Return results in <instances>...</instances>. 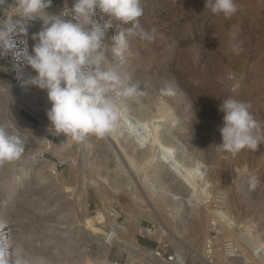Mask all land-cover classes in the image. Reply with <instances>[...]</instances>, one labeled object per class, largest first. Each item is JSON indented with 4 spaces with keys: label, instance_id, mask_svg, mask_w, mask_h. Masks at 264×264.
Wrapping results in <instances>:
<instances>
[{
    "label": "rangeland",
    "instance_id": "1",
    "mask_svg": "<svg viewBox=\"0 0 264 264\" xmlns=\"http://www.w3.org/2000/svg\"><path fill=\"white\" fill-rule=\"evenodd\" d=\"M57 1L61 0H55V6L59 7ZM14 2L8 0L5 7ZM235 3L238 11L225 16L204 8L205 0H141L144 14L139 18L140 26L154 39L131 38L132 55H126L122 65L134 80L141 83L145 94L139 102L147 101L151 108L161 105L167 114L173 113L177 117L176 124L184 128L178 130L174 127L173 130H177L183 144L206 169L205 180L194 181L197 190L195 208L201 227L194 237L190 228L180 232L176 228L175 211L171 206L159 202L143 186V176L151 173V164L143 159L131 162L124 143L116 139L115 131L104 137L89 135L86 147L80 149L78 140L51 128L47 117L51 104L46 90L25 83L36 73L26 65L18 66L11 55L0 59V125L10 134L18 136L25 147H32L35 130H42L47 141L65 152L63 157L54 150H47L37 158L20 156L3 162L8 164L9 171L0 176V230L6 233L10 252L21 248L29 264H39L36 258L48 261L53 257L56 261L51 259V264L64 258L66 264H73L65 252L68 249L76 256L84 254L83 248L90 243L87 239L91 237L87 228L90 222L85 226L80 220L79 201L83 196L81 190H84L88 212L93 217L98 210L113 202L121 214L119 222L126 218L127 212H131L140 224L153 228V231L160 230L162 225L170 233L161 241L138 233L136 227L130 233L137 243L157 249L164 258H168L169 254L176 256L180 251L188 264H208L212 261L217 264H264V139L256 151L245 148L237 153H220L217 146L219 128L223 124V113L218 107L222 100L230 97L251 105L249 110L259 124L255 134L264 138V0H235ZM64 4L72 7L73 0H63L61 6ZM55 6L49 9L57 12ZM14 11L11 7L0 8V22L10 20ZM95 16L107 20L99 9ZM110 23L114 25L109 29V36L118 34L121 27H127L114 21ZM22 39L17 36L14 43L19 45ZM33 43L29 39L30 51ZM105 44L111 55L110 41L106 40ZM234 48L240 51L237 53ZM127 102H124L127 105H122L128 107L133 101ZM28 106L38 114L30 112ZM12 109L28 125L19 124L12 115ZM125 128L120 127V133L126 131ZM82 156L84 160L80 161ZM118 158L122 161L118 170L132 180L130 193H113L109 181L104 179L109 176L105 171H110ZM45 160L52 163L46 169L56 176L54 182L57 186L45 188V184L39 181V175H32L25 181L12 180L20 165L40 168ZM101 160L104 162L100 165ZM252 177L260 181L255 188L251 187ZM92 179L103 180L102 192L89 184ZM171 180L168 178L169 182ZM147 206L153 207L157 214L148 212V215L145 212ZM142 207L144 211H141ZM212 218H218L224 239L234 240L237 244L238 255L235 258L220 256V241L224 239L219 242L214 240L213 246L217 251L213 255L214 260L205 257L204 237ZM101 226V231L107 230L106 226ZM217 233L218 230L211 232L212 236ZM242 236H246L249 242L246 243ZM143 239L154 243H145ZM89 246L92 248V245ZM119 247H111L109 258L126 264L129 254ZM174 261L169 263L174 264ZM140 263L135 261L131 264Z\"/></svg>",
    "mask_w": 264,
    "mask_h": 264
},
{
    "label": "clouds",
    "instance_id": "2",
    "mask_svg": "<svg viewBox=\"0 0 264 264\" xmlns=\"http://www.w3.org/2000/svg\"><path fill=\"white\" fill-rule=\"evenodd\" d=\"M7 4L8 0H0V8L15 9L12 17L16 19L0 22V59L11 55L16 64L36 73L25 83L46 90L51 128L76 140L89 135L104 137L115 131L124 119L122 104L127 100L139 102L145 94L141 83L122 67L125 56L132 55L131 38L154 39L140 26L139 18L144 14L141 0H73L71 17L64 11L50 13L52 0H15L5 7ZM204 8L225 16L238 11L235 0H205ZM97 9L106 21L95 16ZM37 19L42 21L41 27L29 36L27 25ZM110 21L127 27L109 36L114 25ZM17 36L23 37L19 45L14 43ZM29 39L34 41L31 51ZM106 40L111 43V55ZM250 107L231 97L220 103L223 124L218 146L223 151L259 149L264 138L255 134L259 124ZM24 150L23 141L0 125V163L19 158ZM259 183L257 177L251 178L252 188ZM5 237L0 230V264H29L21 248L10 252Z\"/></svg>",
    "mask_w": 264,
    "mask_h": 264
},
{
    "label": "bare ground",
    "instance_id": "3",
    "mask_svg": "<svg viewBox=\"0 0 264 264\" xmlns=\"http://www.w3.org/2000/svg\"><path fill=\"white\" fill-rule=\"evenodd\" d=\"M52 6L55 5L52 4ZM55 7L59 11L57 10V12L56 11L53 12L54 10L52 11V9L51 10L48 9V11L54 14L61 12L59 7L57 6ZM12 19H16V17H12ZM41 23L42 21L37 19L33 22H29L27 28L33 27L35 30L38 31L41 27ZM0 79H2L1 76ZM129 101L132 102L133 100H129ZM126 103L128 102L126 101ZM126 105L121 106L125 115H124V119L119 123L117 129L115 130L116 139L118 140V142L124 143L123 146L126 148V151L128 152V156L131 162L134 159H141V160L143 159L142 161H147L148 164H151L152 167L151 173L145 174V176H143L144 177L143 186H145L146 190L151 195L155 196L159 202L166 203L171 206V208L175 211L176 228L180 232L187 231V229L190 228L191 235L193 237L196 236L200 232L201 227H200V219L199 216H197L196 208H195L196 199H197L196 196L197 190L196 187L194 186V181L196 179L205 180L207 174L206 169L200 165L201 161L198 160L195 157V155L189 149H187V147L183 144L182 140L177 134L178 133L177 130H173L174 127H178V124H176L177 117L173 113L167 114L165 112V108L161 105H157V107L151 108L148 105L147 101H142V102L133 101L132 104H130V106L128 105L127 107ZM29 109L30 112H33L36 115L38 114V112L33 108H29ZM12 115L13 117L16 118V121L19 124L24 126L28 125V123L24 121L16 113L15 109H12ZM134 117H136L135 119L137 121L134 119ZM120 127H126L125 129L127 130L124 131L123 133H120V129H119ZM182 128L184 127H178V130ZM35 133H36L35 134L36 138L31 143L32 147H25L24 152L20 156L24 158L25 157L37 158L41 153L47 150L48 151L54 150L61 156L65 154V152L60 150L59 147L52 145L51 141L50 142L47 141L42 130H35ZM86 141L87 138H85L84 140H78L79 142L78 145L80 149H84L86 147V143H87ZM220 143H221V135L219 136L218 145ZM218 150H220V153H223V150L220 147L218 148ZM104 155L102 154L101 156ZM81 160H84V156H82V159L80 157V161ZM103 162L104 160H101L99 164L101 165V163ZM50 165H52V163L46 160L44 161V164L42 166H39L40 168L38 167L33 168L32 166L28 167V164L22 166L20 165V167L16 169V173H14L13 176L14 178L12 180H16L18 182V180L21 179L25 181L26 179H29V177H31L32 175H39L40 178L39 181L45 184V188L57 186L56 183L54 182L56 176H54L51 171L49 172V170L46 169V167H49ZM169 166L172 167L173 176H178L177 179H175V177L167 173L166 170L167 168H169ZM120 167H122V161L118 158L115 162L114 167L110 171L109 170L108 171L106 170L107 172L105 171V173H108L107 175L109 176H106L104 179L109 181L111 191L113 193L116 194L130 193L129 191H131V189L133 188L132 180L128 175L124 174L123 172L121 173L118 170V168ZM7 170H8V164L3 162L0 163V176L5 175L4 173ZM98 172H100V170ZM100 176L104 177V174H101ZM168 178L172 180L169 182ZM102 181L99 179H92L91 181H89L90 182L89 184L93 185L97 191L102 192L103 191ZM4 182H6V180ZM81 194L83 196L81 198V202L79 201L80 203L79 205L81 206L80 220L85 226L86 223L90 222V225L87 224L88 226L87 228H89L90 231L89 236L91 237L87 239L88 241H90V243L89 244L86 243L87 245H85V247L83 248L84 251L82 253L84 254H80L79 256H76L75 253H72L73 251L71 252L68 251L67 249V252H65V254L71 263L88 264L87 263L88 261H92L98 264H114L110 260L109 254L111 252V247L113 245L116 246L118 245L123 249H125L129 254V258H127L128 260L126 264H131L135 261H139L143 264H171L169 262L172 261L162 257L157 249H151L149 247L137 243L134 237H132L130 233V230L136 227L138 233L144 235H151L153 237H156V239H158L159 241H161L163 238H165L166 234L170 233V232L169 233L166 232V230L162 225L160 230L153 231L152 230L153 228L144 227L142 224H140L139 219H137L136 216H134L131 212H127L126 218L123 221L119 222V219L117 220L116 218L109 216L112 208L116 207V203H115L116 201L114 202L115 204H112L113 203L112 202L110 205L105 206V208L98 210V214L93 217L88 212V207H87L88 202L86 199L85 191L81 190ZM219 202H222V200ZM142 209L143 210L141 211H144L143 207ZM139 212H140V207H139ZM145 212L147 214L148 212L157 214L156 210L151 206H147V208H145ZM145 212L144 214H146ZM94 219L97 222H95ZM101 224L103 226H106L107 228L106 231L104 232L101 231L103 228ZM213 227H215V229L218 230V233L215 236H212L211 234L212 232L211 230H213ZM219 227H221V225L219 223L218 218H212L211 221L209 222L207 234L204 237L205 244H204L203 252L205 254V257L208 256V258H210L211 261L214 260L213 255L217 254V251L213 246L214 240L216 241L222 240L225 237L224 233L222 232L220 233L221 228ZM229 228L231 229V224H229ZM242 237L246 243L249 242V239L246 236H242ZM226 241H229L234 245L235 249L233 250V252H229L224 248V244ZM220 243L222 244V248L221 250H219V253L221 254L220 256H222V258L232 259L238 255L237 244L235 243L234 240L224 239L223 241H220ZM89 245H92V248H90L91 246ZM87 246H89L90 249L87 248ZM64 250L66 249L64 248ZM26 258L28 259V257ZM48 258L50 259V257ZM36 259H38L39 264L44 262H46V264H51L50 262L51 259L48 261L47 260L43 261L42 258H36ZM174 260H173L174 264H188L185 259V256L180 251L177 253ZM66 261H67L66 258H64L60 261L54 263L52 262V264H66L65 263ZM208 264H217V263L216 261H212Z\"/></svg>",
    "mask_w": 264,
    "mask_h": 264
},
{
    "label": "built area",
    "instance_id": "4",
    "mask_svg": "<svg viewBox=\"0 0 264 264\" xmlns=\"http://www.w3.org/2000/svg\"><path fill=\"white\" fill-rule=\"evenodd\" d=\"M61 1H57V5L59 6V9L61 11H64L69 17L72 16V13H71V7H69L68 5L64 4L61 6ZM55 0H52V4L55 5ZM120 211L118 210L117 206L116 207H113L112 210L110 211V214L109 216L113 217V218H116L117 220L120 218ZM216 230L215 227H213V230L214 231ZM144 235V234H143ZM224 248L229 251V252H233V250L235 249L234 248V245L229 242V241H226L225 244H224ZM160 255L162 256V253L159 251ZM163 257V256H162ZM167 260H170V261H173L175 259V255L174 254H169L168 255V258L166 257ZM114 264H122L120 262H118L117 260H111ZM92 264H98V263H92Z\"/></svg>",
    "mask_w": 264,
    "mask_h": 264
},
{
    "label": "water",
    "instance_id": "5",
    "mask_svg": "<svg viewBox=\"0 0 264 264\" xmlns=\"http://www.w3.org/2000/svg\"><path fill=\"white\" fill-rule=\"evenodd\" d=\"M27 30L30 32L29 34L35 33V30L33 28L27 29ZM166 171H167V173L169 175H172L173 176L172 167L169 166V168H167ZM173 177H175V179H177L178 176H173ZM56 258H57V256H56Z\"/></svg>",
    "mask_w": 264,
    "mask_h": 264
},
{
    "label": "trees",
    "instance_id": "6",
    "mask_svg": "<svg viewBox=\"0 0 264 264\" xmlns=\"http://www.w3.org/2000/svg\"><path fill=\"white\" fill-rule=\"evenodd\" d=\"M28 117H31V115H29V114H26ZM54 139H57V138H59V137H57V136H52ZM143 241L145 242V243H149V244H153L154 242L153 241H151V240H146V239H143Z\"/></svg>",
    "mask_w": 264,
    "mask_h": 264
}]
</instances>
